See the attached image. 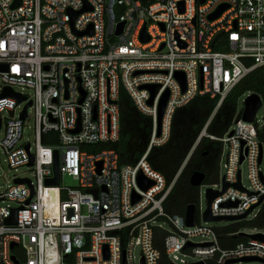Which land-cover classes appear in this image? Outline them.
<instances>
[{
    "label": "built area",
    "instance_id": "2783aa9c",
    "mask_svg": "<svg viewBox=\"0 0 264 264\" xmlns=\"http://www.w3.org/2000/svg\"><path fill=\"white\" fill-rule=\"evenodd\" d=\"M14 1L0 0V94L11 88L26 99L0 98V155L16 171L30 168L34 178L15 175L0 192V264H136L137 247L140 264H160L163 252L173 264L264 260L263 240L247 236L223 247L198 203L193 226L186 213L167 211L179 174L168 184L149 160L154 147L169 141L179 108L206 95L218 98L219 108L248 73L264 66V0H21L13 7ZM144 27L148 41L141 38ZM122 86L152 123L147 149L135 164H122L112 147L121 135ZM243 112L220 137L203 130L226 148L224 174L211 188L220 192L210 204L215 217L244 215L264 197L262 125L257 113L249 122ZM31 116L34 147L20 144ZM47 133L57 143L45 144ZM56 151L61 175L57 185H48ZM141 175L153 182L149 188L139 184ZM64 176L76 186L61 185ZM239 181L242 188L235 186ZM14 209L17 222L8 224ZM157 232L165 234L163 250ZM198 236L210 239L193 241Z\"/></svg>",
    "mask_w": 264,
    "mask_h": 264
},
{
    "label": "trees",
    "instance_id": "16d2710c",
    "mask_svg": "<svg viewBox=\"0 0 264 264\" xmlns=\"http://www.w3.org/2000/svg\"><path fill=\"white\" fill-rule=\"evenodd\" d=\"M248 92L259 94L264 104V66L257 67L248 73L226 97L221 107L217 108L218 98L206 95L195 98L176 111L169 141L163 146L154 147L149 154L151 164L164 174L168 184L172 183L179 174L165 202L167 211L184 215L188 205L197 203L199 188L190 182L191 176L196 171L205 172L204 183H211L214 181V177L218 176L216 159L221 143L208 136L202 137L186 165L184 167L183 165L210 119V124L206 129L207 134L217 137L225 134L237 114L240 97ZM119 106L121 135L120 140L112 147L119 153L122 164H135L147 149L152 127L151 119L137 110L123 86L120 89ZM259 137L264 144V123L259 128ZM55 138L54 133H47L44 135L43 141L45 144H54L57 143ZM209 156H211L208 159L210 166L207 167L203 159ZM249 226L264 228V203L253 220H244L232 226L217 228L221 245L230 248L246 241L247 236L242 235L241 232L244 227ZM164 235L163 232L156 233V245L162 250ZM160 264L173 263L163 252ZM207 264L218 263L212 259L207 261Z\"/></svg>",
    "mask_w": 264,
    "mask_h": 264
},
{
    "label": "water",
    "instance_id": "95a60500",
    "mask_svg": "<svg viewBox=\"0 0 264 264\" xmlns=\"http://www.w3.org/2000/svg\"><path fill=\"white\" fill-rule=\"evenodd\" d=\"M20 3H21V0H15L14 3H13V7H16V6L20 5ZM226 7H227L226 5L220 7L217 12H215L214 14L211 15V19H214V18L218 17ZM88 9H89V7L85 6V8L82 11H85V10H88ZM79 13L80 12H74L73 13V17H76ZM123 25H124V22H121L119 24L117 33H120L122 31ZM89 32L92 33V29ZM141 38H142L143 41H148L149 40V36L146 33L145 27L143 29V33H142ZM177 77L180 79V81L182 83H184V75H183V73H178ZM150 89L153 92L154 86H150ZM5 96H14L20 102L24 101L26 99L24 96H22L21 94L15 92L11 88H6L4 90V92L2 94H0V98L5 97ZM167 98H168V93H166V95L163 97V99L161 101L159 119H161V116H162V113H163ZM152 101H153V96H152V98L150 99L149 102L152 103ZM31 104H32V102L29 101L28 104L25 106L22 118H25L27 116V110H28V107ZM262 105H263V100H262V98H261V96L259 94L252 93L251 95L247 96L246 101H245V108H244V112H243V119L246 120V121H249V122L254 121L256 113H257L258 109ZM210 121H211V119L207 123L206 128L210 124ZM1 124L2 123H0V128H1ZM204 132L205 131H203V133L201 134V136L198 138L197 142L193 146V148H192L187 160L185 161L183 167L186 165L187 161L190 159L191 155L193 154V152L198 147V145H199V143H200V141H201V139H202V137L204 135ZM262 157H263V151H262V154L260 156V160H262ZM33 161H34V157L32 156L30 164H33ZM53 167H54L55 177L47 180L46 183L48 185H57V183H58V181L60 179V175L61 174H60V170H59V159H58V152L57 151L55 152V161H54V166ZM205 179H206L205 172L198 170L191 176L190 182H191V184L193 186L200 187L204 183ZM138 181H139V184L144 189L149 188L152 185V183H153L151 180L147 179L143 175H141L138 178ZM17 182H28V183H31V181L28 180V179H18ZM235 186L238 187V188H242L240 181L238 183H236ZM227 187H228V183L225 182L224 183V187H223L224 190ZM219 193H220L219 191H214L211 188H209L207 190L208 207H207V209L204 212V220L205 221H217V220H222V219H226V220H230V221H236V220L246 219L249 216V214L253 211V209L256 208L264 199V197L262 196L260 202L258 204H256V205H254L244 215L237 216V217H215L211 213L210 204H211L213 198L216 195H218ZM33 194H34V192L32 193V195ZM138 198L139 197L137 195H135L134 200H137ZM29 201H30V199L27 201V203H29ZM195 214H196V205L195 204L188 205L187 210H186V221H187V225L188 226H193L194 225ZM16 222H17V209H14L12 215L9 218L6 219V223L15 224ZM241 234L242 235H246V236H248L250 238L259 239V240H263L264 241V233H262V232L261 233H255V234H246L244 232H241ZM191 245H193V243H191V242L188 243V246H191ZM252 261H259V262L264 263V260H262L260 258H257V257H246V258H242V259L230 260L226 264H235V263H239V262L247 263V262H252ZM194 264H206V263L201 261V262L194 263Z\"/></svg>",
    "mask_w": 264,
    "mask_h": 264
},
{
    "label": "rangeland",
    "instance_id": "374dc122",
    "mask_svg": "<svg viewBox=\"0 0 264 264\" xmlns=\"http://www.w3.org/2000/svg\"><path fill=\"white\" fill-rule=\"evenodd\" d=\"M16 90L19 92H24L27 94H32V91L29 89L26 90H22L19 87H16ZM247 98V93H245L244 95H242L239 99L238 102V106H237V110L236 113L239 114L242 112V110L245 108V100ZM24 108V106H23ZM20 111V109H17L16 114ZM5 115L7 117H11L13 116V114L6 112ZM257 120L258 123L260 125H263L264 123V104L258 109L257 111ZM34 126H35V122H34V118L33 116H31L30 118H28L25 123H24V138L21 141L20 144L25 143L27 141L31 142V144L33 145V147L35 146V132H34ZM4 131V130H2ZM211 158V156L203 159L205 160V164L208 166H210V163H208V159ZM214 159V157H212ZM217 166H218V176L214 177V181L211 183H203L199 188V198H198V205L201 209L202 212H204L207 207H208V199H207V190L209 188H214L216 183H218V179L220 177H222V175L224 174L225 171V163H226V148H224V151L222 150L221 146L219 148V154L217 156ZM261 168L262 171L264 173V161L261 164ZM240 169L242 171V178H243V183L246 186L250 185L249 182V178H248V170H247V164L243 163L240 166ZM204 172V171H203ZM15 175L17 176H27L30 178H34L33 172L30 168L28 167H21L19 168L18 171H16L15 169L11 168L8 164V162L6 161V156L5 154L1 151V155H0V192L3 191L9 184H11L14 181ZM61 185L64 186H76V182L69 176H64L61 181H60ZM262 208V204L258 205L256 208H254V210L249 214V216L246 219L243 220H236V221H230V220H226V219H222V220H217V221H209L207 222V226L212 227V228H224L227 226H232L234 224H237L241 221L247 220H253L254 217L259 213V211ZM204 223V221H203ZM205 224V223H204ZM164 227L168 230V231H172V227L168 222L164 223ZM246 234H255V233H261L264 232V228L263 227H244L243 231ZM210 238L208 237H201L198 236L196 238H193V241L195 242H201V241H207ZM140 256V248L137 247L136 248V264H140L138 257ZM186 259L192 263L195 262L196 259H194L192 256H187ZM236 264H264L262 262L259 261H252V262H242V263H236Z\"/></svg>",
    "mask_w": 264,
    "mask_h": 264
}]
</instances>
